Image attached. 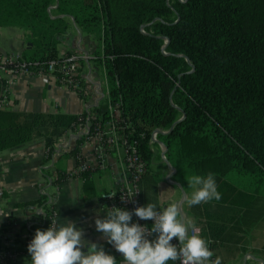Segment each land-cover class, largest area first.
Returning <instances> with one entry per match:
<instances>
[{
  "label": "trees",
  "instance_id": "1",
  "mask_svg": "<svg viewBox=\"0 0 264 264\" xmlns=\"http://www.w3.org/2000/svg\"><path fill=\"white\" fill-rule=\"evenodd\" d=\"M71 20L97 41L107 95L147 168L151 133L172 127L156 142L184 188L208 173L217 186L234 175L264 187V0H0V28L27 32L26 63L58 59ZM99 117L117 119L100 103L76 115L0 110V151L43 138L45 161L57 166L56 139L87 118L92 133ZM84 137L69 151L77 162ZM55 170L52 184L70 176ZM92 173L77 175L83 197L95 195ZM52 197L27 203L43 209L35 232L49 227Z\"/></svg>",
  "mask_w": 264,
  "mask_h": 264
},
{
  "label": "crops",
  "instance_id": "2",
  "mask_svg": "<svg viewBox=\"0 0 264 264\" xmlns=\"http://www.w3.org/2000/svg\"><path fill=\"white\" fill-rule=\"evenodd\" d=\"M1 34L0 32V39ZM24 34L26 36L27 32ZM83 34L71 20V25L60 42L62 51L58 53L59 56L74 53L79 57L81 95L53 78L20 73L12 77L9 83L10 110L20 113L76 115L99 103L95 87L99 84L103 89L104 85L97 78L100 65L95 61V51L98 49V43L88 34L81 38ZM68 35L73 39L71 44L63 41ZM25 36H18L20 46L12 50H8L9 48L0 42V53L20 55L25 47ZM90 60L95 61L94 65ZM100 69L102 73V68ZM89 76L93 77L92 81L88 79ZM93 144V138L84 137L78 146L80 155L93 172L91 179L95 195L90 197H83L82 181L77 176H69L59 184L51 182L57 176V167L69 173L77 165L75 155L69 154V151L76 147L75 138L67 130L56 139L54 159L58 160L57 166H53L52 161H45L47 153L43 138H35L0 151V187L3 189L0 211H3V208L11 210L10 220H16L19 226H23L27 220L26 210L31 208V204L27 203L38 199L42 191L48 192L53 195L52 202L58 212V224L75 223L77 228L83 229V239L87 243L102 246L106 253L116 258L118 264H123V254L116 251L102 233L96 231L95 225L96 219H104L107 216L102 195L113 187L120 172L122 151L109 150V166L107 169H100L97 166ZM156 144L159 157L155 166L162 171L152 166L151 159L140 185L143 204L146 206L153 203L163 210L170 203L177 202L185 221L191 222L195 229H204L205 238L209 241L208 247L213 251L215 258H221V263L241 259L245 260L246 264H264V187L257 191L252 187L249 177L231 175L222 179L217 186V191L221 194L220 200L213 199L189 206L187 199L191 198L194 189L189 184L184 188L177 181L175 172L167 164L165 155H162L163 150L160 148L163 145ZM178 184L185 191L184 199ZM4 218L5 215H0V222H3ZM190 232L191 229L189 234ZM155 238L156 235L153 239ZM82 251L86 252L87 248H82ZM168 264H175V261H169Z\"/></svg>",
  "mask_w": 264,
  "mask_h": 264
},
{
  "label": "clouds",
  "instance_id": "3",
  "mask_svg": "<svg viewBox=\"0 0 264 264\" xmlns=\"http://www.w3.org/2000/svg\"><path fill=\"white\" fill-rule=\"evenodd\" d=\"M188 184L194 189L187 199L189 206L221 199L212 173L206 177L193 175ZM4 214L0 211V215ZM133 214L141 220H153L151 229L131 223ZM95 225L96 231L123 254V264H168L181 259L182 264H221L220 257L212 260L209 241L185 221L177 202L162 211L153 203L133 211L113 207L104 219H96ZM154 233L156 238L150 240ZM83 235V229L73 222L57 224L54 220L46 230L37 229L27 247L31 264H118L113 255L96 243H87ZM174 238L179 241L178 246L172 243ZM84 247L86 252L82 251Z\"/></svg>",
  "mask_w": 264,
  "mask_h": 264
},
{
  "label": "built area",
  "instance_id": "4",
  "mask_svg": "<svg viewBox=\"0 0 264 264\" xmlns=\"http://www.w3.org/2000/svg\"><path fill=\"white\" fill-rule=\"evenodd\" d=\"M20 55L15 54H1L0 53V110L9 109L11 101L9 99V83L12 77L20 73H30L35 75L47 76L55 79L58 83L66 85L76 91H82L81 81L82 75L79 70V57L74 54H65L58 59H51L48 61H37L26 63L19 59ZM104 88L98 84L95 91L99 95V103L105 106L107 111L114 121H107L101 124L100 117L97 118L93 126V132L89 131L91 121L89 118L83 125H73L70 135L73 138L85 135V137L93 138V151L97 158V166L100 169H107L109 166L107 155L109 150H121L122 161L120 165V172L115 179L112 188L106 190L102 197L105 203L106 213L111 211V208H121L127 211H133L136 207L144 206L141 199V180L146 172V163L139 156L136 147V141H131L126 134V126L123 121H119V110L117 104H112L106 92V77L102 70ZM90 81L93 80L89 76ZM97 103L96 105H98ZM96 118V117H94ZM167 132L166 129L161 130ZM157 133H151L149 146L151 151H154L153 145L157 142ZM161 151L163 147L161 146ZM164 157V156H163ZM90 166L83 159H79L77 165L69 172L70 176H77L82 170H88ZM44 192V191H43ZM3 189L0 187V202L2 201ZM162 211L161 209H157ZM5 214L4 221L0 222V264H31V256L28 253L27 247L34 238L35 230L32 228L33 222L39 220V214L43 212L40 207L32 206L27 209V220L23 226H19L16 220H10L11 210L3 208ZM50 223L56 221L58 224V212L51 202L50 204ZM131 223H138L141 226H146L151 229L154 224L153 220H141L134 214ZM200 234V230L196 228ZM191 234V232H190ZM157 234H153L149 239ZM173 244H179V241L174 238ZM212 260H215L212 257ZM175 264H182V259L175 261ZM225 264H246L245 260L236 259Z\"/></svg>",
  "mask_w": 264,
  "mask_h": 264
},
{
  "label": "rangeland",
  "instance_id": "5",
  "mask_svg": "<svg viewBox=\"0 0 264 264\" xmlns=\"http://www.w3.org/2000/svg\"><path fill=\"white\" fill-rule=\"evenodd\" d=\"M0 32L2 33L1 34L2 36H1L0 42H1V44H3L4 47L9 48L8 50H12L13 48H15V49L16 48H19L18 46H20V45H18V43H19L18 36L19 35H22L23 38L25 36V34H24L25 31L23 29L16 28V27L1 28L0 29ZM70 32L73 33L72 30H70ZM81 38H84V34H83V36H81ZM25 39H26V36H25ZM91 39H93V37H91ZM63 41H65V43H67V44H71L72 41H73V39H72L71 36L68 35V36H66L64 38ZM80 44H81V42H80ZM57 50H58V53H61V51H62V49H61V43L58 44ZM94 62H95L94 60H90V63L92 65H94ZM95 68H98V67H95ZM97 73H98V75H97L98 80L99 81H102L103 80V76H102L100 67L97 69ZM153 148H154V151H153V156H152V166L154 165V167H155L156 170H161L162 171V169H160V168L158 169L155 166V163H156V161H157V159L159 157V155H158V149H157V144L153 145ZM63 163L65 164V159H63Z\"/></svg>",
  "mask_w": 264,
  "mask_h": 264
},
{
  "label": "water",
  "instance_id": "6",
  "mask_svg": "<svg viewBox=\"0 0 264 264\" xmlns=\"http://www.w3.org/2000/svg\"><path fill=\"white\" fill-rule=\"evenodd\" d=\"M167 42V41H166ZM182 119V117H180L179 119H178V121L179 120H181ZM172 129V127L168 130V131H170ZM167 131V132H168ZM155 132L157 133V134H159V133H164V132H162L161 130H159V129H157V130H155ZM167 132H165V133H167ZM158 143L159 144H161L159 141H158ZM164 147V146H163ZM165 147H164V149H163V151H162V155H164L165 154ZM166 160V159H165ZM166 162H167V160H166ZM167 164L169 165V163L167 162ZM170 166V165H169ZM171 167V166H170ZM171 169H172V171L173 172H175V169L173 168V167H171ZM179 186H180V188H181V190H182V193H183V199L185 198V191H184V189L182 188V186L180 185V184H178Z\"/></svg>",
  "mask_w": 264,
  "mask_h": 264
}]
</instances>
